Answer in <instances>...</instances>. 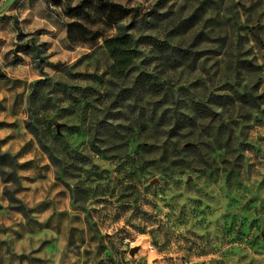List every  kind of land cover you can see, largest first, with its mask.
<instances>
[{
    "label": "rangeland",
    "instance_id": "374dc122",
    "mask_svg": "<svg viewBox=\"0 0 264 264\" xmlns=\"http://www.w3.org/2000/svg\"><path fill=\"white\" fill-rule=\"evenodd\" d=\"M0 70V264H264V0H0Z\"/></svg>",
    "mask_w": 264,
    "mask_h": 264
},
{
    "label": "trees",
    "instance_id": "16d2710c",
    "mask_svg": "<svg viewBox=\"0 0 264 264\" xmlns=\"http://www.w3.org/2000/svg\"><path fill=\"white\" fill-rule=\"evenodd\" d=\"M159 2L161 0H158ZM124 24H118L114 34L107 36L102 45L112 59V72L115 76H122L128 66L131 64L137 52V40H134L131 33L127 31ZM176 54H184L186 49L178 46H167ZM0 70V74H1ZM150 85L157 83L150 81Z\"/></svg>",
    "mask_w": 264,
    "mask_h": 264
}]
</instances>
